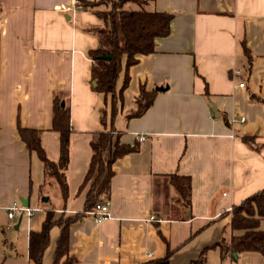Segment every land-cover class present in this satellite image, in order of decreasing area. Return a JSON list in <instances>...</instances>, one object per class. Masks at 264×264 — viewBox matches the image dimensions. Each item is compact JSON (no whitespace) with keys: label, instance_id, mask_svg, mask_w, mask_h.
<instances>
[{"label":"crops","instance_id":"0c3cea01","mask_svg":"<svg viewBox=\"0 0 264 264\" xmlns=\"http://www.w3.org/2000/svg\"><path fill=\"white\" fill-rule=\"evenodd\" d=\"M146 5L174 14L171 32L129 67L112 120L111 96L95 89L89 55L99 44L91 28L105 21L78 0H0V264H35L30 233L42 229L47 206L55 218L84 209L93 133L109 126L136 148L113 164L110 216L74 221L60 263L72 256L71 264H200L206 249L205 264H264L261 252L224 257L212 246L242 233L231 227L232 207L264 188V0ZM125 75L124 59L118 93ZM143 87L156 90L153 103L129 116ZM56 96L69 104L72 123L66 202L19 131L42 130L48 157L59 161ZM174 175L190 177L189 198ZM14 201L28 202L32 214L18 208L9 217ZM59 234L54 225L42 264H54Z\"/></svg>","mask_w":264,"mask_h":264},{"label":"trees","instance_id":"16d2710c","mask_svg":"<svg viewBox=\"0 0 264 264\" xmlns=\"http://www.w3.org/2000/svg\"><path fill=\"white\" fill-rule=\"evenodd\" d=\"M150 0H78L83 8L92 9L105 23L93 26L99 37V44L89 51L94 59L92 79L96 82L95 89L111 96L112 120L118 110V100L122 99V91L129 82V67L138 62L140 55L156 50V40L167 36L171 32L173 13L149 9L146 3ZM137 2L139 8L127 7V3ZM102 5H105L103 8ZM125 59L126 75L120 93L117 90L118 78L123 69ZM156 90H147L143 87L136 97L137 109L132 110L129 116H139L151 107ZM62 98L54 100L52 129L60 134V158L53 161L42 145V130L30 127H19L20 135L27 146L35 150L44 162L45 175L55 178L59 183L63 200L66 202L69 195L66 180V169L70 161V135L72 131L70 106ZM106 122V114H103ZM252 141L250 136L245 137ZM93 155L89 170L81 188L88 186L85 207L73 215L62 214L55 218L56 208L47 206V216L40 231L30 233L29 256L35 264H42L44 251L50 242V231L54 225L60 226L57 239L54 264H71L72 256L60 263L61 258L69 252V228L74 221L95 208L97 203L109 199L111 178L114 175V162L136 147L122 142L121 131L114 126L105 127L93 133L91 140ZM176 186L181 195L189 198L191 180L188 175H174ZM264 219V188L253 193L241 203L232 207L231 227L234 233L229 241L219 240L212 246H220L224 257L233 256L236 252L258 251L264 254V229L260 222ZM204 249L197 260L205 264Z\"/></svg>","mask_w":264,"mask_h":264},{"label":"built area","instance_id":"2783aa9c","mask_svg":"<svg viewBox=\"0 0 264 264\" xmlns=\"http://www.w3.org/2000/svg\"><path fill=\"white\" fill-rule=\"evenodd\" d=\"M240 85L243 86L244 82L240 83ZM244 119L245 117H243V120ZM144 138H145V135H140L141 140H143ZM18 208L28 210L29 214H32L33 212L28 206L22 205L18 201H14L12 205L9 207L8 216L12 218L15 215V210ZM87 213L93 215L97 221H101L105 218H108L110 216V199H106V200H103L102 202L97 203L95 208L92 210H89Z\"/></svg>","mask_w":264,"mask_h":264},{"label":"rangeland","instance_id":"374dc122","mask_svg":"<svg viewBox=\"0 0 264 264\" xmlns=\"http://www.w3.org/2000/svg\"><path fill=\"white\" fill-rule=\"evenodd\" d=\"M129 6V5H128ZM130 6H132L133 8H139L141 7L140 4H138L137 2H131ZM147 6V5H146ZM148 7V6H147ZM56 189V188H55ZM59 192L58 189H56V191L54 192V198H56V196H58Z\"/></svg>","mask_w":264,"mask_h":264},{"label":"water","instance_id":"95a60500","mask_svg":"<svg viewBox=\"0 0 264 264\" xmlns=\"http://www.w3.org/2000/svg\"><path fill=\"white\" fill-rule=\"evenodd\" d=\"M94 84H96V82L94 81ZM159 88H162V87H159ZM62 104H65V101H62ZM45 199L47 200L48 197H45ZM25 206L28 205V202L27 203H24ZM234 255L237 257V253L235 252Z\"/></svg>","mask_w":264,"mask_h":264}]
</instances>
